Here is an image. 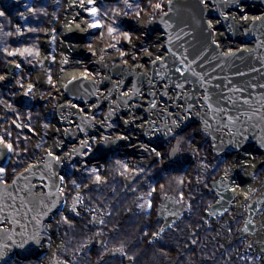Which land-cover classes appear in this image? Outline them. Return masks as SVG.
<instances>
[{"label": "water", "instance_id": "obj_1", "mask_svg": "<svg viewBox=\"0 0 264 264\" xmlns=\"http://www.w3.org/2000/svg\"><path fill=\"white\" fill-rule=\"evenodd\" d=\"M210 1L212 8L209 11L200 0H170L165 12L148 23L149 35H162L161 59L153 61L148 69L141 64L142 71L121 65L108 68L111 77L117 80L111 81L104 76L102 81L108 85L105 101L109 107L104 119L110 121L117 112L139 114L146 121L142 122L146 123V127L143 125L144 137L154 144L173 138L197 124L199 130L210 138L214 154L224 153L228 157L241 151L260 153L264 163V15L246 29H241L224 15L229 7L234 9L238 3L236 0ZM250 1L264 5V0ZM177 6H181L178 11ZM252 11L254 14L264 12L258 8ZM187 14L196 34L191 43L187 42L189 37L180 39L173 35L177 23L183 24L182 16L185 18ZM206 16L220 21V28L226 30L229 41L244 44L247 48L223 53L213 43L215 37L213 31L210 34L208 30L210 20ZM187 20L183 24L186 30L189 27L185 23ZM15 69L13 63L7 65L3 76L6 84L12 81ZM82 74L59 85V90L67 95L68 103L58 107L57 118L67 124L80 117L74 106L81 107L89 115L102 104L95 95L100 83ZM123 89L124 94H120ZM93 96L95 103L91 107H83ZM112 96L116 97L113 103ZM88 119L84 116V120ZM152 125H156L155 130H152ZM98 126L96 122H93V128H85L81 124V134L89 137ZM66 132L64 129L65 141L71 143L74 139ZM115 142L100 143L89 160L97 162L107 157ZM179 145L175 140L169 153L172 160L177 159ZM87 148L77 144L62 155L58 149L51 155L48 150L39 153L10 183H5L0 173V264H10L15 257L21 260L32 258L42 245L40 234L45 224L52 223L58 213H66L67 209L77 214L79 196L68 204L63 198L62 186L66 168L81 158L82 149ZM8 155L4 144H0V167L7 164ZM133 179L122 178L124 190L130 187ZM228 186L223 176L210 183L216 201L205 212L207 218L221 216L231 207L234 195ZM244 203L245 218L240 235L250 237L258 231L255 219L264 205V189ZM187 208L188 204L183 208L173 197L161 196L157 219L162 224L158 234L176 223ZM258 250L264 261V239ZM117 255L122 256V252L109 250L104 259Z\"/></svg>", "mask_w": 264, "mask_h": 264}, {"label": "trees", "instance_id": "obj_2", "mask_svg": "<svg viewBox=\"0 0 264 264\" xmlns=\"http://www.w3.org/2000/svg\"><path fill=\"white\" fill-rule=\"evenodd\" d=\"M66 2L67 0H34L29 12L32 17H36L34 21L39 22V25L27 26L23 32L13 28L11 17L3 12L0 5V13L3 14L0 15V75L5 72L8 63L5 54L8 51L18 56L22 53L21 58L26 56L27 52L32 59L35 58L39 44L45 34L46 18L44 14L49 10L51 11L50 7L54 8L53 13L57 21ZM115 2L101 3L99 13L102 16L103 28L108 30L109 27L115 26V22L116 25H119L120 30L111 34L117 39L123 38L120 40L124 41L126 39L123 35L124 31H128L131 34L130 37H134L135 34L121 23L120 10L122 6ZM151 2L152 0H142L145 6L144 8L141 7L140 10L144 9L145 11ZM135 8L137 10L139 7ZM125 44L126 42L121 45L125 47ZM28 63L31 65L30 62ZM23 66H21L20 72L11 87L0 85V134L7 143L13 145V151L17 154L21 153L19 155L11 153L14 156L11 157L15 160L12 162L11 159L5 168L3 173L5 181L25 166L37 151L46 147L48 131L44 133L43 126L51 125L52 120L48 114V120H43L42 115L45 111L42 107L19 108L15 104L14 99L17 90L20 89L21 85L33 79L31 72ZM29 128L32 129V132L43 129V132L40 133L42 138L37 150H35L34 144L35 137L31 136ZM21 134L25 140L18 139ZM177 138L181 144V137L178 136ZM205 141L207 154L218 161L216 168L206 177V183H208L218 177V168H223V163L227 159L215 157L210 150L208 138ZM201 155L205 158L202 153ZM180 158L181 164L178 163V165L182 167V170L175 174L166 172L162 167L159 168L160 165L153 166L147 172L143 170L141 175L134 171L128 173L127 176L134 174L137 178L130 190L126 192L122 190L123 186L119 176H125L127 171L123 168L120 171L117 168L114 170L115 165L122 166L123 164L122 158L116 154L111 155L96 169L91 167L83 171L76 169L65 179L64 188L67 191L65 194L69 191L79 193L84 200L86 209L91 210L97 207L100 211L108 214L107 218H103L101 225V228L107 233L108 241L104 248L98 251L97 255L100 256L108 248H120L124 251L125 256L131 257V264H209V261L211 264H236L238 262L241 264H260L261 261L258 256L252 255L251 257L250 253H241L243 241L235 236V233L238 232L240 219H233L229 225L221 224L218 228L213 225L212 221L206 219L204 212L215 201L213 193L201 189L197 183L199 176L197 177L196 174L195 176L187 175L188 169L184 158L183 156ZM6 170L7 172L11 171L6 173ZM261 173H264V165L258 168V174ZM97 176L100 177L99 181L96 180ZM261 182L264 186V177H262ZM159 184L163 190L161 193H156L155 188ZM149 194V212H139L138 206ZM160 194H167L175 198L179 196L181 201L190 204V212L184 215L172 228L163 231L158 238L152 240V236L157 235L161 225L159 221L155 220ZM132 207L133 209L130 210ZM85 217L82 223L88 225L89 219ZM217 222L220 223V220ZM108 229H111L112 233H108ZM65 233L72 238L76 233L75 227H70ZM221 236L228 238L230 243L223 245L218 242L217 239ZM88 238V236L82 238L77 249L82 251V247ZM89 252H84V254L89 255ZM235 255H237V259H232ZM109 261L98 264H107ZM85 262L83 261V264Z\"/></svg>", "mask_w": 264, "mask_h": 264}, {"label": "rangeland", "instance_id": "obj_3", "mask_svg": "<svg viewBox=\"0 0 264 264\" xmlns=\"http://www.w3.org/2000/svg\"><path fill=\"white\" fill-rule=\"evenodd\" d=\"M33 1L34 0H0V5L3 8V12L11 17L13 28H16L19 32L26 30L27 26L35 27L39 25V22L34 21L36 17H32L29 12V8L32 7ZM113 1H116L115 3H118L122 6L120 10L121 23L126 29L135 34L134 37H130V39H124L123 41L120 40L123 38L120 37L117 39L112 34H109L108 30L103 27L99 29L89 27V24L93 21V18L88 15L87 8L93 6L99 7L101 3H107V1L96 0V5H89L88 0H83V3L81 0H75L74 2H69L67 0L62 13L60 14V18H58L57 21L55 14L53 13L54 8L50 7L51 11L49 10L44 14L46 18L45 34L39 44L35 58L32 59L27 54V52L26 56L23 58H21L23 56L22 53L19 56L8 55V53H12L10 51L6 52L5 54V58L8 63L14 62L15 65L19 64L20 69L21 66L24 65L23 67L28 69L33 77L31 81L24 83L20 86V89L17 90L18 92L14 99L15 104L23 107L39 106V108L42 107L44 109L45 113L42 115L43 120H48L47 114L52 118L50 122L51 125L43 126L45 129L44 133L48 131L46 137L47 140L49 138V144L52 145L57 143L58 147L61 148L60 153L66 152L68 150L67 145H63V148L61 147V126L57 124V121L54 123V121L57 120V108L62 102L67 101L65 94L59 90L58 83V80L63 75V72L72 70L76 72H82L97 82L103 81L104 76H108L111 81H116L117 79L111 77L110 70H107V68H113L114 66L116 67L120 64L128 65L132 64L133 62H137L143 63V65L148 69L150 62H152L153 59L158 56V54L163 53V40L161 38L162 35L158 33H152L150 36L146 30V27L149 21H153V19L158 16L160 11L163 12L165 5L168 4L170 0H153L150 6L145 8V11L144 9L140 10L141 7L144 8L145 6L142 3L137 10L136 8L134 9L135 6L130 10H127V16L123 14L125 11L124 0ZM157 3L162 5L159 12L157 11L159 9L155 8ZM239 11L240 10H236V13ZM137 12L140 13L139 17L136 15ZM242 12L244 13V11ZM101 17L102 16H100V13L98 12V15L95 17V19L99 20V22L102 24ZM216 21L220 23L219 20ZM80 29L83 31L77 33V30ZM220 33H222V35H226L225 32ZM159 36L160 40H157ZM125 42L126 46L123 47L121 44ZM233 43L234 42L232 41L230 42V44ZM101 59L102 61H100ZM28 62H30L31 65ZM54 62L55 64H53ZM20 69L18 70V73L20 72ZM18 73L15 78L18 76ZM0 85L5 87L12 86V84H9L10 86L4 84L3 79H0ZM30 86L31 91L29 92L28 90ZM107 91L108 86L106 85L102 90L104 97L108 93ZM106 106V103H102L98 108L93 110L92 116L97 121L103 120L102 118L105 113ZM127 117L128 116L119 113L116 116V120L110 123L111 130L109 132L98 131L90 141L92 150L86 151L83 154L84 159L76 160L73 163L80 164L82 169L87 167V169H89V167L96 169V167L92 165L97 164V162L92 161L94 162L92 163L89 161L91 155L90 153L93 152L95 145L102 140L104 141L107 139L120 138L124 136L126 140L125 146L120 145L123 144L121 141L117 143L115 148V154L117 155V151H119L120 155L122 156L121 160L123 164L122 166L115 165L114 170L117 168L120 171L123 168L125 171H127L125 176H127L128 173H132L133 171L141 175L143 170L147 172L155 165H160L159 168L162 167L164 170H170L171 172L169 173L171 174H175L182 170V167L178 165V163L181 164V158H178L174 163L169 159V150L174 144L173 138L161 142L162 144H156V146H152L143 140V133H140L138 130L140 128L139 124H135L132 121L136 120V117ZM128 120L129 122L125 123V121ZM198 126L199 125H192L188 130L179 135V137H181V144L178 148V155L181 154L184 158L182 159L185 161L186 168L188 169V171H186L187 175L189 174L195 176L196 174L197 177L199 176V181H197V183L201 188L204 187L205 189L208 184L206 183V177L210 172H212L214 168H216L218 161L216 158H213L207 154L205 146V139L207 137L202 131L199 130ZM42 132L43 129H39L38 132H30L31 136H33V138L35 137V150H37V146L40 143L39 141H41L42 136L40 133ZM0 137H2L1 134ZM18 139L25 140V137H23V134H21ZM177 141L179 142L178 138ZM5 143L7 142L5 141ZM209 146L211 150V145ZM138 147H142V149H138ZM55 149L56 148H53V150ZM153 149H155V151H153ZM40 151H37L35 156L21 169L28 166ZM11 153H15L16 155L21 154H17L15 151H12ZM201 153L205 156V158H203ZM11 156L13 155H10V160L12 159V162H14L15 159ZM220 157H223V155H219V158ZM236 157H239V159L237 160ZM252 160L254 163H256L255 167L244 165L246 162L245 158L241 156V153H236L233 158H228L223 163V168H218V176L222 174L225 178L228 176L229 179H226L229 185L235 187V190L241 195V185L239 181L240 178L239 180L237 178L238 176L240 177L241 174L237 173L238 170L236 168L239 166L244 167L240 171L243 173V171L247 170V173L251 174V178L253 179H251L253 191L250 195L253 194L252 197H255L256 195L260 194L264 187L261 182L262 177H264V173L258 174V164L261 163L260 157L253 156ZM90 163H92V165L88 166ZM72 165L69 166V171L73 172L76 169L80 170L77 166ZM234 170L236 171L233 172ZM9 172L6 170V173ZM13 176H11L7 181L11 180ZM65 189L66 188H64L65 197L68 195V197L71 198L76 194L73 191H69V193L65 194V192H67ZM155 189L156 193H161L163 190L160 184L156 186ZM240 195L235 197L236 200L233 202V205L237 204L235 203L236 201L240 202L245 199V197ZM148 196H150V194L145 196L144 201L138 206L142 210L148 209V204L150 202L148 201ZM177 198H179V196ZM239 212L240 206L238 209H231L230 212L225 215V218H223L219 225L222 223V225L227 226L233 222V219H243V216ZM263 216L264 207L260 214V218L262 217L261 219H263ZM229 218L231 220H229ZM66 223L73 225L71 222ZM213 223L217 225L216 221ZM52 226L54 229V225ZM261 228L264 229V224H261ZM54 234L56 238L58 236L57 232ZM235 236L238 238L236 233ZM217 241L223 245L230 243L228 238H223L222 236L219 237ZM52 246L54 247L55 245L52 244ZM256 250L257 247L255 246V243H247L246 252H256Z\"/></svg>", "mask_w": 264, "mask_h": 264}, {"label": "flooded vegetation", "instance_id": "obj_4", "mask_svg": "<svg viewBox=\"0 0 264 264\" xmlns=\"http://www.w3.org/2000/svg\"><path fill=\"white\" fill-rule=\"evenodd\" d=\"M241 210V209H240ZM139 212L146 213L148 210H142L138 208ZM240 214L244 216V213L241 211ZM100 218H107L108 216L104 213H99ZM83 214L77 213L74 214L72 210L68 212L60 213L55 218V222L52 223L49 227L44 226L41 231L42 236V245L40 246L38 252L32 258L27 260H21L15 257L10 264H83V261H86L84 264H98L99 262L107 264H131L132 260L129 257L125 256L124 251L120 248H111L119 249L122 252V256H111L110 258L104 259V253H101L100 256L97 255L98 251L102 250L107 243V233L104 229L101 228V224L98 223H89L85 225L82 223ZM87 219V217H85ZM67 220L72 222L75 225L61 224V220ZM54 225V229L53 226ZM70 227H75L76 233L72 238L70 235L66 234L65 231ZM264 231L259 227L258 231L251 235V243H255V246L258 247V244L264 239V234L261 232ZM55 232L57 236L55 238ZM108 233H112L111 229H108ZM85 236H88V240L85 245L82 247V251L77 249L79 246V241L82 240ZM261 236L263 239L260 241ZM103 238V239H102ZM102 239V240H100ZM52 244L55 246L53 247ZM88 245V246H87ZM52 246V247H51ZM87 246V247H86ZM90 251L89 255L84 254V252ZM222 251V250H221ZM254 252L250 253L251 257ZM255 254V253H254ZM99 261H98V260ZM232 259H237V255L232 257ZM211 264V261H209ZM236 264H241L240 262Z\"/></svg>", "mask_w": 264, "mask_h": 264}, {"label": "bare ground", "instance_id": "obj_5", "mask_svg": "<svg viewBox=\"0 0 264 264\" xmlns=\"http://www.w3.org/2000/svg\"><path fill=\"white\" fill-rule=\"evenodd\" d=\"M74 1L75 0H73V1L72 0H69V2H74ZM200 1L202 3L203 7L207 8L210 11V9L212 8L211 7V4H212L211 1L210 0H203V2H202V0H200ZM219 1L225 2L227 0H219ZM152 2H153V0H152ZM248 6H249L248 8H247V6H246V8L245 7H241V9H240V11L238 13H236V10H231V11L226 10V13H224V15H226V17L231 22H233L235 25L239 26L241 29L242 28L243 29H246L247 26L250 25L253 21H255L256 19L262 18L261 16L264 15V12H261V11H260L259 14H254L251 11V9H250V5H248ZM177 7L178 8H176V10L177 11L180 10L181 6H177ZM157 11H160V9L157 10ZM242 11H244V13ZM244 16L247 17L246 20L243 19ZM206 17L208 18L209 16H206ZM186 18H188V20L185 23L187 25H189V27H188L187 30H186V28L183 25L184 24V20ZM210 18L211 17H209V20L212 22V25H213L212 31H213V34H214V37H215L214 38L215 44H219V49H221V51L223 53L233 52L237 48H244V49L247 48V46H245L244 44H241V43H237L238 45L236 43L230 44L231 41H229L227 39V35H222V33H220V32H226V30H224L223 28H220V25L221 24H219V22H217L215 19H210ZM182 21H183V24L182 23H179V22L177 23V30L174 28L175 34L173 33V35L174 36L176 35V37L178 36L180 39L185 38V37H189L190 39L187 40V42L191 43V42L194 41L193 38H196V36H195L196 34L193 31L194 30V24H191L192 20L189 19V15L188 14L185 16V18H184V16H182ZM195 30H198L196 26H195ZM74 31H76V30H74ZM81 31H83V30H81V29L80 30H77V33H80ZM157 40H160V36L157 38ZM156 58L157 57H155L153 59V61L156 60ZM159 59H161V56H159ZM100 61H102V59ZM141 64H143V63L133 62L132 64H128V65L133 70H141L142 71L144 69L141 67ZM120 65H122V64H120ZM81 74H82L81 72H76V71H73V70L72 71H65V72H63V75L59 78L58 83H59V85H62L64 83H66L70 79L72 80V79H76V78L80 77ZM87 77H89V76H87ZM98 83H100V84H98V87H97V90H96V94L95 95H96V97L100 101L102 100V102L105 103V98L103 96L102 90L106 86V84H104L102 81L101 82H98ZM124 89L120 91V94H123L124 93ZM89 105H90V103H87V104L82 105V106L83 107L84 106L88 107ZM74 107L76 108V110H78L77 113L80 115V118L78 119V122L86 121V122H83V127H85L86 124L88 123V121L87 120H84V116L81 115V114H83L84 111H81L82 110L81 107L80 108L77 107V106H74ZM85 116L91 117V114L90 115H85ZM128 122H129V120H128ZM74 124H77V122H75ZM98 124L100 125V127L98 126L100 128V130L99 129H93V130H95V131L96 130H99V131H103V132H106L107 131V130H105L107 128V126H108L107 123H105V122H99ZM154 124H156V123H154ZM154 126L152 125V127H151L152 130H155L156 129V125H154ZM86 128H90V127L87 126ZM91 128H93V126H91ZM63 129H66L67 130L66 134L68 136L72 137L73 139H77L78 146H88V144L84 145L83 142L84 141H87L89 143L90 142L89 141V137L88 136H84L83 134H78V133H81V132H80L79 129L77 130L76 126H74L73 123L72 124H67V123L63 122L62 130ZM73 131H75V132L73 133ZM122 137H124V136H122ZM118 139H119V142L122 141L121 143L124 144V145L123 144H120V145L125 146V141H126L125 140V137L123 139L117 138L115 140H118ZM54 142H55V139H54ZM50 148H51V150L49 152L51 154H55L53 152V151H55V150H53V148H59V147H58V144L56 143V144H52ZM138 149H142V147H138ZM140 151H142V150H140ZM241 156L243 158H245V161L246 162H245L244 165H247V166H250V167H255L256 166V163H254L253 160H252V157L255 156L253 153H251V152H241ZM236 159L238 160L239 157H236ZM242 168H244V167H240L239 166V167L236 168L238 170L237 173H240L241 174V176H240V179H241L240 192H241V195L243 197H246V199H248L251 196H253V194L250 195L252 193V191H253V188L251 186V179L252 178H251V174H248L247 173V170L246 171H243V173H241L242 171H240V170H242ZM235 171L236 170H234L233 172H235ZM226 178L229 179L228 176ZM228 187H229L230 191L233 193L234 197H238V195H240L235 190V187L230 186V185ZM235 200H236V198H235ZM240 202L239 201H236L235 203H237V204L236 205H233V208L232 209H238L239 206L241 205ZM65 208H66V206H65ZM257 224H258L259 227H261V224L262 225L264 224V220L263 219L262 220H257ZM49 226L50 225H48V227ZM261 232L264 234V231H261ZM262 239H263V237L261 236L260 241Z\"/></svg>", "mask_w": 264, "mask_h": 264}, {"label": "snow or ice", "instance_id": "obj_6", "mask_svg": "<svg viewBox=\"0 0 264 264\" xmlns=\"http://www.w3.org/2000/svg\"><path fill=\"white\" fill-rule=\"evenodd\" d=\"M81 2L83 3V0H81ZM203 2V0H202ZM140 3H142V0H124V8H125V11H124V15L127 16L128 15V11L127 10H130L131 8H133L134 6L135 7H139L140 6ZM88 4L89 5H96V0H88ZM162 7L161 4L157 3L155 5V8L156 9H160ZM100 8L98 6H93V7H90V8H87V12H88V15L91 16L93 18V21L89 24V27L90 28H94V29H99V28H102V24L99 22V20H96L95 17L98 15V12H99ZM0 15H3L2 13H0ZM137 17H139L140 13L137 12L136 13ZM225 19H227V17H225ZM243 19H247L246 16L243 17ZM114 25L113 27H109L108 29V32L109 34L113 33V32H116L119 29V25H116L115 22H114ZM208 30L211 34V31L213 29V25H212V22L209 21L208 22ZM123 35L125 36L126 39H130V33L128 31H124L123 32ZM213 43H215V41H213ZM217 47H219V44H217ZM8 55H15V53H8ZM123 55V53H122ZM157 59H159V57H157ZM17 68L20 67L19 64L16 65ZM177 71H179V69H177ZM183 75V73H181ZM0 79H3V77H0ZM177 87H181V85H177ZM29 92L31 91V86L29 87ZM125 123H128V121H125ZM17 127H20V125H17ZM30 132L32 131L31 128L28 129ZM8 135H11V133H8ZM124 137H120V139H123ZM84 145L87 144V141H84L83 142ZM0 144H4L5 148L7 149V152H12L13 151V145L11 143H5V138L4 137H0ZM153 151H155V149H153ZM49 155H51V153H49ZM5 171L4 168L0 167V173H3ZM63 179V178H62ZM96 180L99 181L100 180V177L97 176L96 177ZM150 206V204H149ZM129 259H131V257H129Z\"/></svg>", "mask_w": 264, "mask_h": 264}]
</instances>
